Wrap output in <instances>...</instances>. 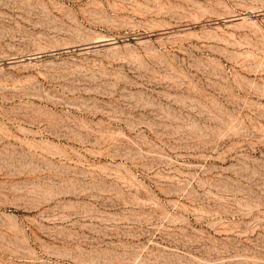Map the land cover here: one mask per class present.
<instances>
[{"label": "rangeland", "instance_id": "rangeland-1", "mask_svg": "<svg viewBox=\"0 0 264 264\" xmlns=\"http://www.w3.org/2000/svg\"><path fill=\"white\" fill-rule=\"evenodd\" d=\"M0 264H264V0H0Z\"/></svg>", "mask_w": 264, "mask_h": 264}]
</instances>
